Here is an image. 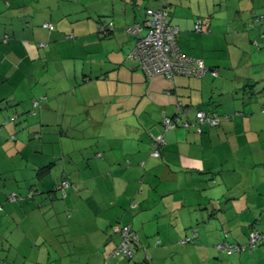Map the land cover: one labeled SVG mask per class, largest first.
<instances>
[{"label":"crops","instance_id":"obj_1","mask_svg":"<svg viewBox=\"0 0 264 264\" xmlns=\"http://www.w3.org/2000/svg\"><path fill=\"white\" fill-rule=\"evenodd\" d=\"M168 1L182 53L209 70L200 77H149L135 54L127 27L163 0H0V264H176L185 252L234 264L214 250L222 231L246 242L254 216L264 229V153L242 141L256 140L243 132L264 103L240 113L249 85H264V0ZM184 108L222 123L167 129ZM124 226L138 234L134 259L114 254Z\"/></svg>","mask_w":264,"mask_h":264},{"label":"built area","instance_id":"obj_2","mask_svg":"<svg viewBox=\"0 0 264 264\" xmlns=\"http://www.w3.org/2000/svg\"><path fill=\"white\" fill-rule=\"evenodd\" d=\"M167 0H163V8L155 9L150 8L146 12V18L144 22H139V24L131 25L127 27V32L136 38V50L135 54L140 60V64L144 68L146 74L149 77L153 76H166L173 79L176 74L185 76L200 77L208 71L202 61L199 59L186 56L182 53L178 37L180 30L178 26L172 24V19L169 7H165ZM53 31L55 25L50 22H45L44 29ZM115 25L111 21L101 23L99 26V32L103 35L109 34L110 31L114 30ZM196 32H203L202 20L198 21L195 26ZM73 37V36H70ZM217 73H213L216 75ZM38 101L34 103V107H37ZM180 114L177 118L168 117L165 120L164 125L167 129L174 130L179 127V123L183 124L186 129H190L192 125L197 127V131L200 133L202 131V126L208 123L211 127L219 125V120L214 118H208L205 111H199L196 115L197 122L194 124L190 122H183L182 118L185 115V110L181 109L178 111ZM188 112V111H186ZM162 143V139H157L153 144V157H160L161 152L158 148ZM70 183L64 181L62 184V189L68 188ZM11 201H16L17 196L11 194L9 196ZM117 232L122 234L123 240L122 245L119 249H116L114 254L116 256H133V245L130 243V239L137 240V235L131 231L130 227L118 228ZM257 235H254L252 241L253 243L257 240ZM223 248V246H220Z\"/></svg>","mask_w":264,"mask_h":264},{"label":"trees","instance_id":"obj_3","mask_svg":"<svg viewBox=\"0 0 264 264\" xmlns=\"http://www.w3.org/2000/svg\"><path fill=\"white\" fill-rule=\"evenodd\" d=\"M163 2H162V6H160L159 8H157V9H162L163 8ZM165 7L167 8V7H169V11H170V3H169V1L167 0V4L165 5ZM150 9V8H149ZM108 20H104V21H102L101 23H104V22H107ZM109 22V21H108ZM114 23V22H113ZM115 24V23H114ZM109 34H111V32H109ZM133 36V35H132ZM134 37V36H133ZM134 39H135V42H136V38L134 37ZM208 72H209V70H208ZM210 72H211V74H213V73H217V70L216 69H214V68H211V70H210ZM207 73V72H206ZM177 75H179V74H176V76ZM217 75V74H216ZM216 75H214V76H216ZM181 76H185V75H181ZM249 86H252V88H251V90L253 91L252 93H251V95H250V97H252V96H254V95H256L258 92H256V85H254V84H252V85H249ZM184 110H185V115H184V117L182 118V121L183 122H192V123H196L197 122V120H196V115H197V113L199 112V111H202L203 109H201V110H196V115H195V118H190V119H188V116H189V112H186V111H188V109H186V108H184ZM203 111H205V113L207 114V117L208 118H214V117H216L218 120H219V125H217V126H215L214 128H217V127H219L220 125H221V118H220V112H218V111H215L214 109L213 110H203ZM240 113H243V112H240ZM179 115H182V114H180L179 112H178V115L176 116V117H171V118H177ZM179 126H181V127H183V128H185L184 126H183V124H181V123H179ZM204 126H208V127H210V128H213V127H211L208 123H205V124H203V126H202V131L199 133L198 131H197V127L195 126V125H192L191 127H190V129H186V130H191V128H195V132L197 133V134H202V133H204V129H203V127ZM179 128V127H178ZM177 129V128H176ZM175 130V129H174ZM159 147V149H160V152L162 151V147H163V144H160V145H158ZM152 149H153V146H152ZM153 151V150H152ZM152 154V153H151ZM64 181H68L69 183H70V181L68 180V179H63V181L59 184V185H57L56 186V188H57V191H60V190H62V184H63V182ZM70 185H71V183H70ZM37 194H40V192L39 191H37L36 189H33V190H30L29 191V193H27V196H25V199H31V198H33L35 195L37 196ZM2 206V205H1ZM254 214H256L255 212H253ZM258 223H259V217L258 216H254V218H253V220L250 222V224L249 225H247L249 228H248V234L246 235L247 236V241L246 242H240V241H238V240H236V239H233V233H232V229L230 228V229H227V231L226 230H223L222 231V233H221V237H222V239H220V241H219V243H216L213 247H214V250H215V252L216 253H223V254H225L226 256H228L229 258H233L232 256H236V259L234 260V262H235V264L237 263V264H239L240 262H239V256L240 255H242L243 253H246V254H251V255H253L256 251H257V249H264V229H262L261 228V226L260 225H258ZM234 229V228H233ZM131 231L132 232H134L133 231V229H131ZM234 231H235V229H234ZM134 234L135 235H137V238H138V234H137V232H134ZM254 235H257V240L253 243V241H252V239H253V237H254ZM199 237V234H198V230L197 229H195L194 230V234L191 236V237H185L183 240H182V244H184V245H188V244H194L195 245V239L196 238H198ZM139 240V238L137 239V240H135V239H130V243L133 245V249H132V252H133V256L132 257H129V256H126V257H128V258H131V259H134V257H135V252H136V249H137V246H138V241ZM183 245V246H184ZM220 246H223V248H221ZM222 258V257H221ZM214 259H215V262L216 263H218L217 262V260L218 259H220V258H218L217 256L216 257H214ZM213 259V260H214ZM240 264H243V261H241V263Z\"/></svg>","mask_w":264,"mask_h":264},{"label":"rangeland","instance_id":"obj_4","mask_svg":"<svg viewBox=\"0 0 264 264\" xmlns=\"http://www.w3.org/2000/svg\"><path fill=\"white\" fill-rule=\"evenodd\" d=\"M255 50H256V52L254 53V56L257 55V53L261 51V50H259V47L256 48ZM262 59H263L262 61H264V57ZM257 80H259V79H255L254 82H256V84H255L257 86L256 92H258V93L256 95L252 96V97H250L251 94L249 93L248 97H247V104L245 105V107H243L245 109H242L243 110V115L247 116V117L251 116L252 112L260 110V108H259L260 106H258L260 104V101L262 103H264V85H263L261 79L259 81H257ZM254 82H253V84H254ZM223 98L224 99H223V107H222V109L224 110L225 105L229 102V98H228L227 95L224 96ZM238 98L239 99H237V100L239 102V105H240L239 108H240L241 107L242 98L241 97H238ZM253 102H255V104ZM257 114L258 115L256 116V119L252 120L253 122H250V121L247 122V128H246L245 132H243L244 135L255 134V139L256 140L250 142V139H252L251 136H249L248 138H246V136H245V137H242V141H246V142H248V144H251V145H253L256 148H259V151L261 153L260 156H262V154L264 153V110H260ZM232 138L236 139L237 136H234ZM243 174L247 175L248 173L244 172ZM189 255L190 254H188L186 252L183 253V255H181L180 253H177L174 256L176 264H190L191 263L190 262L191 261V256H189ZM232 257H233L232 258L233 260L236 259L235 255L232 256ZM194 264H196V263H194ZM205 264H212V263H211V261H208ZM217 264H224V263L220 262V263H217ZM234 264H235V262H234ZM243 264H264V260L263 259H258V258H256L255 260L254 259H248V260H245V261L243 260Z\"/></svg>","mask_w":264,"mask_h":264}]
</instances>
